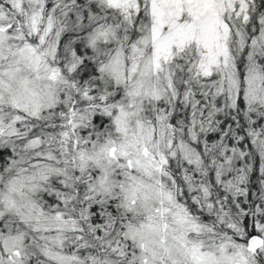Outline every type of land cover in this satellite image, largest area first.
I'll list each match as a JSON object with an SVG mask.
<instances>
[{
    "label": "snow or ice",
    "instance_id": "6c2138e0",
    "mask_svg": "<svg viewBox=\"0 0 264 264\" xmlns=\"http://www.w3.org/2000/svg\"><path fill=\"white\" fill-rule=\"evenodd\" d=\"M0 264H264V0H0Z\"/></svg>",
    "mask_w": 264,
    "mask_h": 264
}]
</instances>
